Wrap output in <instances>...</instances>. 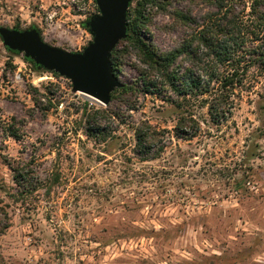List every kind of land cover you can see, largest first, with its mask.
Segmentation results:
<instances>
[{
	"label": "rangeland",
	"instance_id": "rangeland-1",
	"mask_svg": "<svg viewBox=\"0 0 264 264\" xmlns=\"http://www.w3.org/2000/svg\"><path fill=\"white\" fill-rule=\"evenodd\" d=\"M96 13L94 0H0V25H35L75 51L92 39L82 22ZM151 14L145 37L172 47L169 18ZM116 53L115 73L134 81L135 52L122 41ZM248 83L220 124L192 107L201 129L180 138L169 92L104 105L0 38V264H264V75ZM94 118L103 130L88 134ZM146 126L144 152L134 128ZM8 163L27 166L36 189L18 187Z\"/></svg>",
	"mask_w": 264,
	"mask_h": 264
},
{
	"label": "trees",
	"instance_id": "trees-1",
	"mask_svg": "<svg viewBox=\"0 0 264 264\" xmlns=\"http://www.w3.org/2000/svg\"><path fill=\"white\" fill-rule=\"evenodd\" d=\"M133 1L127 12L126 38L118 44L126 41L135 52L137 77L130 83L123 82L112 92L111 99L129 92H169L172 95L163 100L179 111L174 130L180 138L194 137L201 129L192 107H205L212 123L227 120L235 99L250 85V75H264V0ZM153 10L169 18L161 26L163 30L179 34L175 44L166 50L159 49L144 35V27L152 22ZM82 26L86 28L84 21ZM116 55L115 47L111 54L114 71L118 64ZM93 120H87V130L95 135L103 129L91 126ZM153 135L149 126L135 127V145L148 151L147 136ZM7 165L18 187L27 192L35 188L29 183L27 166ZM1 211L5 209L0 206ZM7 227L8 222L0 226V233Z\"/></svg>",
	"mask_w": 264,
	"mask_h": 264
},
{
	"label": "water",
	"instance_id": "water-1",
	"mask_svg": "<svg viewBox=\"0 0 264 264\" xmlns=\"http://www.w3.org/2000/svg\"><path fill=\"white\" fill-rule=\"evenodd\" d=\"M133 0H95L98 13L84 20L92 39L78 51L45 41L35 27L0 25V38L11 51L23 53L38 68L71 81L72 92H82L107 105L123 82L113 70L111 54L127 35V12Z\"/></svg>",
	"mask_w": 264,
	"mask_h": 264
},
{
	"label": "built area",
	"instance_id": "built-area-1",
	"mask_svg": "<svg viewBox=\"0 0 264 264\" xmlns=\"http://www.w3.org/2000/svg\"><path fill=\"white\" fill-rule=\"evenodd\" d=\"M56 12L54 10H50L46 13L45 19L48 24H51L53 21V18L55 17Z\"/></svg>",
	"mask_w": 264,
	"mask_h": 264
}]
</instances>
